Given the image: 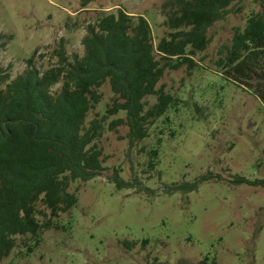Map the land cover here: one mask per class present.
Listing matches in <instances>:
<instances>
[{
	"label": "rangeland",
	"instance_id": "374dc122",
	"mask_svg": "<svg viewBox=\"0 0 264 264\" xmlns=\"http://www.w3.org/2000/svg\"><path fill=\"white\" fill-rule=\"evenodd\" d=\"M171 2L0 0V67L11 83L28 70L31 58L42 73L59 67L62 45L71 63L84 57L86 27L102 11L143 16L157 45L171 32L165 24ZM260 10L256 0H243L211 29V45L194 57L196 67L167 71L159 88L182 103L131 151L128 128H111L125 113L109 118L97 142L104 154L103 175L74 183L70 192L77 193V206L55 221L32 252L21 246L32 245V237H22L0 264H264V188L231 183L235 176L264 179V104L227 81L216 66L235 30L244 29ZM100 94L89 122L106 117L115 99L109 84ZM148 101L157 103L155 97ZM155 151L157 165L151 169ZM116 171L127 182L137 178L154 195L119 191L111 182ZM209 175L215 178L197 192H164L166 185ZM126 242L137 246L128 248Z\"/></svg>",
	"mask_w": 264,
	"mask_h": 264
},
{
	"label": "trees",
	"instance_id": "16d2710c",
	"mask_svg": "<svg viewBox=\"0 0 264 264\" xmlns=\"http://www.w3.org/2000/svg\"><path fill=\"white\" fill-rule=\"evenodd\" d=\"M242 1L172 0L173 11L165 23L171 32L157 45L143 16H130L122 9L102 11L86 27L84 57L71 63L62 45L59 67L42 73L31 58L28 70L11 83L0 67V259L19 248L22 237H32V245L21 244L32 252L31 246H39L55 221L77 206L79 197L70 192L71 186L103 175L104 154L97 142L109 118L125 113L111 128H128L131 151L149 137L158 120L180 106V99L159 88L160 82L167 71L196 67L194 57L211 45V29L226 21ZM256 1L260 12L244 29L235 30L216 66L227 81L253 92L264 104V0ZM60 83L61 91L53 93ZM107 84L115 95L107 116L89 122ZM151 97L157 100L153 106ZM150 156L149 166L155 169L158 152ZM213 178L166 185L164 192L191 194ZM111 182L119 191L137 189L154 195L137 178L127 182L118 171ZM231 183L264 188V179L235 176Z\"/></svg>",
	"mask_w": 264,
	"mask_h": 264
}]
</instances>
